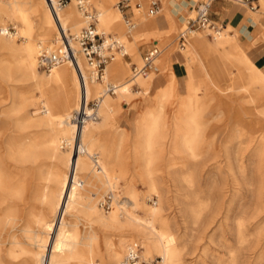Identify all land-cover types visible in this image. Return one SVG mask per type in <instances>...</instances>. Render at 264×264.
I'll list each match as a JSON object with an SVG mask.
<instances>
[{
	"label": "bare ground",
	"instance_id": "6f19581e",
	"mask_svg": "<svg viewBox=\"0 0 264 264\" xmlns=\"http://www.w3.org/2000/svg\"><path fill=\"white\" fill-rule=\"evenodd\" d=\"M51 1L55 4L57 0ZM76 1L71 0L65 8L56 10L59 24L47 0H0V51L7 52L14 60L13 69L7 62H0V77L8 81L11 79V73L18 72L20 78L31 81L34 87H37L35 97L30 104L34 113L31 115L22 113L24 122L34 128H44L47 131H53L54 127H58V133L50 139L46 150L52 154V158L61 160L66 169L64 176L60 180L56 179L61 188L59 194L50 192L49 187L42 183V166L29 177L24 174L22 183H14L2 169L3 157L8 160L17 157L22 163H33L37 162L38 156L28 155L37 152L40 148L34 145L33 141L26 142V145L22 143L23 141L16 143L17 138L0 131V205L6 207V210L0 213V253L9 264H108V262L121 264L128 247L140 242L144 250L143 257L149 258L151 254L161 257V262L156 261V264H183L181 251L170 234L167 221L162 216V202L155 184V175L159 172L155 165L158 160L155 145L164 140L166 136L164 128L169 127V122L167 125L163 123L162 102L171 101L170 98L175 90L178 92L179 98L176 112H173L175 118L171 124L173 129L170 132L171 142L168 153V165L175 166L179 164V158L193 160L199 157L203 130L200 113L205 106L201 91L202 77H207L211 85L216 87L213 79L219 82L222 75L217 62H211L208 67L203 63L201 55L216 61L214 60L216 53H219L225 62L232 64L236 73L231 72L226 75L231 84L229 88L225 87V90L230 92L229 102L236 105L240 99H243L241 101L250 105L253 113H259L263 117L264 71L255 62L252 63L245 54L237 36L230 37L220 29L215 31L216 28L206 29L216 37L211 42L204 37H195L196 32L189 33V38L180 50H184L187 45L193 48L196 56L193 57L199 59L196 68L189 67L183 55L175 56L172 60L175 72L169 73L168 80L162 75L159 81L163 83L155 88L156 94L151 97L153 102L161 101L155 106L146 107L135 124L137 132L132 138V148L137 163L133 164L132 177L145 186V201L152 196L157 199L153 206L144 202L140 215L139 204L136 202L137 194L133 190L132 183L130 181L122 183L129 173L128 168L123 166V162L130 157L127 136L120 132L122 135L118 133L120 134L118 144H115L112 137L109 142L100 145L96 135L109 125L113 117L112 106L134 97L131 92L132 82L139 83V87L151 89L150 73L144 77L131 76V80L127 79L130 63H122L123 55L128 53L129 57H133V62L139 64L141 57L137 50L141 42L145 39L147 41L150 36L157 37L162 32L176 28V21L168 10L169 4L174 0H159L163 6H160V10H163L162 19L167 22L168 27L159 29L155 27L157 20L149 22L148 19L147 22L151 27L143 33L138 31L140 24L137 27L128 26L125 30L117 5V9H114L115 0H102L105 7H98L97 11H93L92 8L88 10L98 34L103 35L106 40L112 39L117 43L121 39L125 44V50L120 52L123 54L107 64L101 80H96L91 75L85 59L80 53L78 55V46L73 40L84 26L87 28L89 25L87 16L78 8ZM146 1L140 0L142 5H146ZM91 2L96 3L97 0ZM258 2L259 0L257 4ZM260 2L264 8V0ZM194 6L190 9L189 16L195 14ZM7 22L12 23L13 33L9 32ZM112 32H117L119 39L115 36L110 37ZM190 36L193 37L192 44ZM64 37L68 38L75 52L78 67L84 77V86L72 63L56 66L46 75L38 72L39 54L55 53L59 56L64 54ZM121 41L119 42L122 45ZM158 62L161 67L164 66L166 64L164 56ZM41 85L45 87L44 90L41 89ZM108 87L114 88L115 98L110 97L112 94L106 93ZM136 94L139 96L141 93ZM6 100L7 98H0V104ZM91 101L98 102L95 112L101 120L84 119L82 123L76 121L77 114L85 113L90 116ZM22 105L23 103L19 102L15 106L17 108H10L9 111L18 114L24 109ZM3 114L5 109L0 108V115ZM70 171L74 174L71 180ZM121 186L125 191L124 201L118 200L117 191ZM100 191L112 193L113 202L111 200V207L108 210L111 212L106 215H102L98 210ZM62 199L63 202L67 200L65 212L70 211L73 217L69 225L71 229H66L62 217V223L50 247L49 234L55 226ZM42 207L48 208L51 221H46ZM78 221L83 222L88 231L85 234V243L77 240ZM9 225L15 226V234L6 232ZM96 233H102L104 244L101 250ZM95 256L100 258L99 263L95 262Z\"/></svg>",
	"mask_w": 264,
	"mask_h": 264
},
{
	"label": "rangeland",
	"instance_id": "374dc122",
	"mask_svg": "<svg viewBox=\"0 0 264 264\" xmlns=\"http://www.w3.org/2000/svg\"><path fill=\"white\" fill-rule=\"evenodd\" d=\"M121 1L123 0H115L113 2L114 9H117L116 5ZM188 1L191 2V0ZM199 1L201 0H197V2ZM88 2L93 11H97L98 7H105V3L102 0H97L96 3L91 2V0ZM131 2L133 3V1ZM146 2V5H142V8L146 6V20L150 19L149 22H154L156 19L161 18L163 10H160V13L155 17L147 15L149 2L148 0ZM230 3L234 4V6L240 5H236L234 1ZM160 4L163 7L161 2ZM254 6L255 8L251 11L256 13L258 4L256 3ZM243 8L246 13L250 14L247 7L244 6ZM118 9L121 12L123 27L127 30L128 26L123 17L126 15L132 18L131 10L126 8L124 10ZM193 16L194 13L189 16L188 12H186L182 15L183 22H179L174 30L162 32L157 37L150 36L147 41L145 39V41L141 42L138 46V52H143L139 54L141 56L139 64L134 63L133 57H129L128 53L125 55L122 63H131L127 77L130 80L132 65L137 67L141 65L143 54L152 47V44H156L160 50L157 60L159 61L164 56L166 64L161 67L156 60L154 71L150 72L152 78L151 89H149L150 87H139V83L136 84L130 81L132 82L131 92L134 94V97L126 102H119L118 106H112L113 117L109 125L96 135L100 145L106 144L112 137L115 140V144H118L121 133L127 136V140H129L127 148L129 149L130 157L127 161L123 162V166L128 168L129 173L122 180V183H129V181L132 183L133 190L137 194L136 202L139 204L138 213L140 215L142 214L141 208L144 202L153 206L157 199L152 196L149 200L145 201V186L132 177V168L137 163L132 148V138L137 132L135 124L143 112H145L146 107L155 106L161 101L154 100L153 102L151 97L156 94L154 93L155 88L162 85L163 81H159L162 75L168 80L169 73L175 72V65L172 63L175 56L183 55L188 66L196 68L199 59L194 58L196 56L194 55L193 48L187 45L184 50H180L181 47L178 45L177 37L180 30L184 28L188 18H192ZM259 16L260 24L264 27V14H259ZM7 23L9 32L13 33L12 23ZM225 24L226 22H216L214 24L216 26L215 31L220 29L222 33L227 32L233 35L234 32L231 26L224 27ZM133 25L135 27L139 26L137 20L133 22ZM195 34V37H204L211 42L216 38L212 35L211 31L207 30H197ZM110 35V37L115 36V38L119 39L117 32H112ZM188 36L187 39L189 38ZM192 40L193 37L190 36L191 44ZM119 41L118 44L123 48L122 50H125V44L121 41V45ZM260 44L264 45L263 43ZM122 54H115L114 57H120ZM185 54L190 57V61L186 58ZM201 58L203 63L208 67H210L211 62H217L222 75L219 82L215 78L213 79L216 87L211 85L207 77H202L201 91L203 92L205 106L200 113L203 130L201 147L199 149L200 154L198 153L199 157L193 160L179 158V164L175 166L168 165V153L171 142L170 132L173 129L171 128V124L175 118L174 113L176 112L179 98L178 92L175 90L174 95L170 98L171 101L166 100L162 102L163 123L165 122V125H167L169 122V127L166 126L164 128L166 132L164 140L160 141L161 144L157 143L155 145L158 152V160L155 162V165L159 169V172L155 175V184L162 202V216L167 221L170 234L181 251L183 264H264V117L259 113H253L250 105L241 101L243 99H240L236 105L229 102L231 100L229 98L230 92L226 91L225 87L229 88L231 84L226 75H229L231 72L236 73L232 64L225 62L219 53H216V59H214L216 61L211 60L206 55H201ZM0 62H7L11 69L14 67L13 58L5 51H0ZM37 69L41 75L48 74L40 69L38 65ZM10 78V80L6 81L0 77V98H7L5 102L0 104V108L5 109V114L0 115V131H4L7 135L17 138L16 143L23 141L22 143L26 145V142L33 141L34 145H38L40 149L28 155L38 156L37 162L33 163H22L17 157L12 158V160L3 157L1 162L2 169L6 172L9 179L19 184L23 182L24 174H26V177H29L32 172H37L38 168L42 166V183L47 188L49 187L50 192L59 194L61 188L56 179L60 180L64 176L66 169L61 160L52 158V154L46 150L50 139L58 133V127H54L53 131H47L44 128H34L24 122L22 113L26 112V114L30 115L34 113L30 104L35 97L37 87H34L31 81L20 78L18 72L11 73ZM41 89L44 90L45 87L41 85ZM137 92L141 94L138 96ZM144 93H146L145 96L143 95ZM110 97L115 98L116 96L112 94ZM19 102L23 103L24 109L22 112L18 114L10 112L9 109L17 108L15 106ZM91 104L89 107H91ZM253 115L256 116L254 117ZM164 118L167 121H164ZM98 120L100 121L101 118ZM100 159L99 156V161ZM73 178L74 174L70 171L69 179ZM108 194L110 193L100 191L98 203ZM110 195L112 198V193ZM117 195L119 197L118 200H123L125 197L123 186L118 188ZM66 202L65 200L63 202L62 199L60 203L63 208L60 206V211H58L55 219V226L49 234L50 247L53 243V237L62 223V217L66 229H71L69 225L73 217L70 211L67 210L65 212L64 210ZM99 204L98 210L102 215L111 212V210L103 209ZM5 208L3 204L0 205V213L4 212ZM42 214L46 216V221L52 220L47 207H42ZM9 231L11 234H15V226L9 225L6 228V232ZM76 231L77 240L85 243L84 238L88 231L85 229L83 222L78 221ZM101 234L96 233L99 240V250L103 248L104 244ZM134 244L141 246L140 242ZM143 252L144 250L141 246L140 256L144 259ZM94 258L96 263L100 262L98 256ZM145 259L154 261V263H157L156 261L161 262V257L156 254H151L149 258ZM0 263L9 264V261L4 256L2 257L1 253ZM113 263L108 262V264Z\"/></svg>",
	"mask_w": 264,
	"mask_h": 264
},
{
	"label": "built area",
	"instance_id": "2783aa9c",
	"mask_svg": "<svg viewBox=\"0 0 264 264\" xmlns=\"http://www.w3.org/2000/svg\"><path fill=\"white\" fill-rule=\"evenodd\" d=\"M50 6V10L52 11L56 22L60 24L57 18L56 10L65 8L69 5L71 0H57L55 4L52 3L51 0H47ZM217 0H201L197 2L195 5V14L193 18H188L186 21L185 27L178 34V45L182 48L184 43L187 40V36L191 32H196L197 30H206V29H215L216 26L212 22L210 18V10L212 5ZM228 2H237L245 7H247L250 11L255 8L254 4L257 3L258 0H222ZM78 8L87 16L89 25L87 28L81 30V32L73 38L78 46V53L82 55L85 59L88 67L91 70V75L94 76L96 80H101L104 76V71L107 64L111 63L114 60L115 54H119L122 48L118 45L115 40L105 39L103 35L98 34L95 31V25L92 21V17L88 14V10L91 8L90 3L87 0H77ZM148 8L147 14L151 17L158 14L160 10V1L159 0H148ZM137 8H140L139 5H136ZM117 8H121V10L130 9L131 10V2L129 0H123L117 4ZM132 14V13H131ZM123 20L127 26L133 27V21L130 17L124 15ZM65 42H63L64 54L59 56L58 54L52 53H41L38 56V67L42 69L44 72L49 73L54 67L65 64L72 63L77 76L84 86V77L82 76L80 69L78 67L75 52L73 51L70 41L67 37H64ZM160 50L156 44H152V47L149 48L144 54L142 58V65L137 67L132 65L131 75L133 77L137 76H147L148 73L154 71V63L156 59L159 57ZM125 57V55H123ZM114 88L108 87L107 94H113ZM92 113L90 116L83 113L76 115V121L83 122L84 119L89 120H97V112L95 109L97 108V101H91ZM89 103V105H90ZM111 195L108 194L99 202L100 206L103 209L109 210L111 207ZM141 246L138 244H131L126 253L125 259L121 264H156L154 261H147L143 259L141 256Z\"/></svg>",
	"mask_w": 264,
	"mask_h": 264
},
{
	"label": "crops",
	"instance_id": "0c3cea01",
	"mask_svg": "<svg viewBox=\"0 0 264 264\" xmlns=\"http://www.w3.org/2000/svg\"><path fill=\"white\" fill-rule=\"evenodd\" d=\"M131 1H133L131 7V19L133 22H136L137 20L138 24H140L138 28L140 33L146 32L147 29L151 27V24L149 22L147 23L145 16L146 6L142 8L140 0H130V2ZM196 3L197 0H191V2L188 0H174L169 4L168 10L172 14L173 19H175L176 24L183 22L182 15L186 12L189 14L190 9ZM136 5H139L140 8H137ZM236 5L238 4L236 3ZM243 7L244 6L240 5L234 6V4H231L228 1L217 0L211 7L210 18L214 24L216 22H226L224 27L230 25L234 34L230 35L227 32L225 33L230 37L237 36V40L244 49L245 54L249 57L252 63L255 62L264 71V45L260 44H264V27L260 24L259 16V14H264V10H262L260 0L258 2L256 13L249 10L250 14H248ZM156 20L157 23H155V27L159 29L168 27L167 22H165L162 17ZM142 52L143 51L138 52L137 50L138 55ZM186 58L190 61L188 55H186ZM223 66L226 67L227 65Z\"/></svg>",
	"mask_w": 264,
	"mask_h": 264
}]
</instances>
